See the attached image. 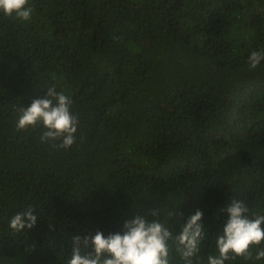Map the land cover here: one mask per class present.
<instances>
[{
	"label": "trees",
	"instance_id": "obj_1",
	"mask_svg": "<svg viewBox=\"0 0 264 264\" xmlns=\"http://www.w3.org/2000/svg\"><path fill=\"white\" fill-rule=\"evenodd\" d=\"M192 2L200 30L186 23ZM29 6L30 22L0 12V264H67L74 235L122 233L154 208L174 234L203 212L195 264H207L231 198L264 214V61L247 59L264 51V0ZM53 85L79 117L70 150L16 128L19 108ZM28 205L35 226L13 234L8 220Z\"/></svg>",
	"mask_w": 264,
	"mask_h": 264
},
{
	"label": "clouds",
	"instance_id": "obj_2",
	"mask_svg": "<svg viewBox=\"0 0 264 264\" xmlns=\"http://www.w3.org/2000/svg\"><path fill=\"white\" fill-rule=\"evenodd\" d=\"M33 11L29 0H0V12L20 22H30ZM247 59L254 70L264 61V51L254 50ZM72 105L71 96L58 91L55 85L48 87L43 95L34 96L28 106L19 108L16 128L27 131L39 127L42 143L70 150L76 143L80 123ZM222 211L227 213V219L216 236L218 255H209L207 264H225L236 257L244 261L264 260V214H250L246 202L235 197ZM159 213L158 208L149 210L155 217L151 221L147 214L132 215L124 221L122 233L74 235L67 264H172L173 241L182 264H195L206 239L203 212L197 210L190 215L179 234L159 219ZM36 222L35 207L28 205L11 216L8 228L17 234L34 227Z\"/></svg>",
	"mask_w": 264,
	"mask_h": 264
},
{
	"label": "rangeland",
	"instance_id": "obj_3",
	"mask_svg": "<svg viewBox=\"0 0 264 264\" xmlns=\"http://www.w3.org/2000/svg\"><path fill=\"white\" fill-rule=\"evenodd\" d=\"M188 18L186 23L190 22L195 26V30H200L204 27L205 24V9L197 4L192 2L187 6Z\"/></svg>",
	"mask_w": 264,
	"mask_h": 264
}]
</instances>
